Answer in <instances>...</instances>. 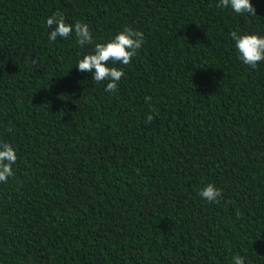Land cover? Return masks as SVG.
<instances>
[{"label": "trees", "instance_id": "1", "mask_svg": "<svg viewBox=\"0 0 264 264\" xmlns=\"http://www.w3.org/2000/svg\"><path fill=\"white\" fill-rule=\"evenodd\" d=\"M218 3L0 0V142L18 155L0 264H264V61L230 35L264 36V0L256 16ZM58 10L95 43L144 33L130 65L109 62L116 92L76 67L94 44L48 39Z\"/></svg>", "mask_w": 264, "mask_h": 264}, {"label": "clouds", "instance_id": "2", "mask_svg": "<svg viewBox=\"0 0 264 264\" xmlns=\"http://www.w3.org/2000/svg\"><path fill=\"white\" fill-rule=\"evenodd\" d=\"M218 8L231 9L236 14H249L256 16V9L251 0H219ZM66 16L61 11L54 12L46 20V25L50 29L48 39L55 41L59 38H67L74 33L77 43L84 47L94 44V50L84 55L77 62V69L80 72L93 73V80L97 83L108 81L105 91L114 93L118 90L119 81L125 76L123 68L109 66L122 64L130 65L133 58L138 55V50L142 48L145 39L144 33L130 27H125L112 39L105 43H95L93 32L88 24L79 21L75 24L67 23ZM235 41V48L238 58L245 65L256 68L259 62L264 61V36L256 34H240L237 31L230 33ZM36 61H33L35 64ZM146 101H151V97H146ZM153 117L147 116V123H151ZM18 161V155L13 146L6 142H0V183H8L9 178L14 176L13 166ZM202 199L209 203H219L223 199L222 190L214 184H207L199 193ZM234 264H245L242 256L233 257Z\"/></svg>", "mask_w": 264, "mask_h": 264}]
</instances>
